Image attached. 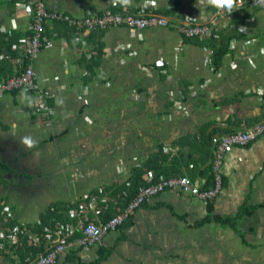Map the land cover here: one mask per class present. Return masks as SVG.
Returning <instances> with one entry per match:
<instances>
[{
    "label": "crops",
    "instance_id": "obj_1",
    "mask_svg": "<svg viewBox=\"0 0 264 264\" xmlns=\"http://www.w3.org/2000/svg\"><path fill=\"white\" fill-rule=\"evenodd\" d=\"M252 1L243 0L227 18L199 0H132L130 6L45 0L49 9L76 18L149 4L174 26L188 20L213 30L196 41L173 27L83 34L65 24L46 27L47 42L33 64L50 97L48 118L36 112L33 93L0 98V233H10V221L23 231L20 242L0 248V264H19L15 250L29 234L37 236L28 227L53 205L77 204L70 212L76 222L46 228L45 252L69 226L76 239L82 222L103 223V201L110 202L106 209H121L114 190L129 188L137 172L145 184L152 172L153 182L155 173L158 181L186 175L201 188L211 186L213 138L264 122V6ZM31 23V0H0V73L9 66L0 80L19 72ZM223 40L227 50L216 68L213 56ZM8 42L18 53L6 58ZM91 59L99 61L93 69ZM25 137L31 147L22 143ZM222 169L224 187L213 201L167 190L136 209L102 245L68 249L57 264H264V136L231 148ZM86 196L98 199L96 209ZM246 207L253 209L248 215ZM236 216L238 231L214 220Z\"/></svg>",
    "mask_w": 264,
    "mask_h": 264
},
{
    "label": "built area",
    "instance_id": "obj_2",
    "mask_svg": "<svg viewBox=\"0 0 264 264\" xmlns=\"http://www.w3.org/2000/svg\"><path fill=\"white\" fill-rule=\"evenodd\" d=\"M45 0H31L32 5V23L30 26V36L21 45L24 59L27 65L23 71L15 77L4 79L0 82V98L8 92H30L35 96L36 112L41 113L43 117L48 118L51 108L49 105V94L36 81L34 70V61L37 59L45 42V29L50 23L65 24L69 28L78 32L75 34L90 33L94 30H105L109 27H127L134 30H143L149 28H168L173 27L182 37L186 39H205L212 34V25L209 23L194 24L184 20L172 25L169 19L161 14L150 10V5H142L136 12L119 11L104 13H89L83 18L72 17L66 13L57 10H51L45 4ZM253 5L259 6L252 1ZM79 36V35H78ZM81 43L85 44L84 40ZM163 63L160 62V66ZM264 136V122L257 123L245 131H238L230 134H224L213 138L214 155L211 164L212 183L209 188H201L193 184L188 176L161 178L153 182L152 172L146 177V184L140 186L135 196L116 216L101 224L90 223L81 226V236L76 239H70L75 231L73 226H69L68 233L55 247H51L46 253L39 254L28 264H57L61 255L68 249L83 247L90 249L102 244L103 238L110 231L128 221L139 207L148 204L159 194L167 190H179L181 193L189 194L196 199L209 203L223 190L224 176L223 164L226 153L233 147H244L251 142ZM100 193L101 190H100ZM90 201L89 208L96 209L98 199L96 197L86 196ZM105 202V201H103ZM71 212V211H70ZM80 212V211H79ZM78 212V213H79ZM18 233H23L18 227L10 230L8 235L0 233V248L5 243H18ZM29 244L37 240L35 234H29Z\"/></svg>",
    "mask_w": 264,
    "mask_h": 264
},
{
    "label": "trees",
    "instance_id": "obj_3",
    "mask_svg": "<svg viewBox=\"0 0 264 264\" xmlns=\"http://www.w3.org/2000/svg\"><path fill=\"white\" fill-rule=\"evenodd\" d=\"M120 10H121L120 8H117L116 10H114V12H119ZM71 30L74 32V34L78 33L76 31H74V29H71ZM97 30L100 31L99 29H97ZM97 30H94L93 32H95ZM93 32H90V33H93ZM212 37L211 38L214 39V35ZM190 40L198 41L199 39L198 40L197 39H190ZM5 43L6 42L2 43V45H5ZM6 45H7V49H8V52H9V55L7 54V56H5L6 58L11 57L12 55H14V53L16 54V52L18 53V49L17 48L13 49V47L10 46L9 42ZM226 46H227L226 41L223 40V44H222V47H221L223 49L220 50V52L217 51L215 57L213 56V65L216 68L219 67V65L221 63V59L224 56V54L226 53V50H227ZM95 48H96V50H98V54L101 56L102 55L103 46H100V47L98 46V47H95ZM213 48H214V44H213ZM11 50L13 51L12 53H11ZM99 57H97V58H99ZM85 58L86 57H85V54H84L83 57H82V60H85ZM5 61L8 63L7 59H5ZM98 64H99V61H94L93 59H91V60H89L88 68L93 69V67H97ZM26 65H27V61L24 59L23 63L21 64V68H19V72L16 75L11 76V77H15L18 74H20L23 71V68ZM8 67H6V66L3 67V70L0 73V77L4 74L3 73L4 70H9ZM4 68H6V69H4ZM6 78L9 79L10 77H6ZM1 81L2 80H0V82ZM31 92L32 91H30L29 93H31ZM141 175H142V172L135 173L134 180L130 183L131 186L129 188H124L123 187L121 189L117 188L116 190H114V193L119 194V198H118L117 202L119 204H121V206H122L121 210L135 196L138 188L145 184V183H142ZM158 178H159V175L155 173L154 181H158ZM120 197H123V199L120 198ZM109 204H110V202L108 200H106L105 202L102 203V206H101L102 209L106 210V215H105V218H104V220H105L104 222H106L109 219L113 218L119 212V211H113L111 209H106L105 206H109ZM77 207H78L77 204L76 205H68V206L61 205V204L60 205L59 204L53 205V206H51L48 209L47 213L41 218V220L34 227H30L29 226L28 228L31 229L33 232H35L37 234L38 239H37V242L35 241V242H32L31 244H29L28 237L23 239L24 240V242L22 244L23 246L22 247L18 246V248L15 250V252L17 254V257L20 259L19 264H28L36 256H38L39 254L45 252V245L47 244V239H48V236H46V228H49L52 231H55V230L57 231L59 226L64 228L66 225H68L70 223H73V222H76L75 221V217L76 216L75 215H73V216L70 215V211H72L74 208H77ZM2 208H3V204L0 206V218L1 219H2V216H4V211L1 210ZM252 210H253L252 208L246 207V208H244L242 213H245V214L248 215V214H250L252 212ZM59 214H65V216L62 217ZM237 217L238 216H236L234 218L214 217V220H216L217 222H219L223 226H231V227H233L234 229L237 230ZM89 223H97V222L96 221H92V220H86L85 221V224H89ZM16 225L17 224H15L12 221L9 222V226H11L13 229L15 228L14 226H16ZM26 231H27V229H26ZM22 235H23V233H18L17 234L19 242H20V236H22ZM78 236H79V234L76 233V236H73V237H78ZM72 239H74V238H72ZM0 251H1V249H0ZM102 258L103 257H101L100 259H102ZM98 262H99V260H96V261H94L91 264H97ZM79 264H83V263L80 262Z\"/></svg>",
    "mask_w": 264,
    "mask_h": 264
},
{
    "label": "clouds",
    "instance_id": "obj_4",
    "mask_svg": "<svg viewBox=\"0 0 264 264\" xmlns=\"http://www.w3.org/2000/svg\"><path fill=\"white\" fill-rule=\"evenodd\" d=\"M114 3L122 6H130L132 0H114ZM255 3L264 6V0H255ZM199 4L214 8L217 13H226L228 18L234 11L239 10L243 6V0H199ZM22 143L31 147L33 141L31 138L25 137Z\"/></svg>",
    "mask_w": 264,
    "mask_h": 264
},
{
    "label": "bare ground",
    "instance_id": "obj_5",
    "mask_svg": "<svg viewBox=\"0 0 264 264\" xmlns=\"http://www.w3.org/2000/svg\"><path fill=\"white\" fill-rule=\"evenodd\" d=\"M79 217H80V215H79ZM89 224H90V223H89ZM94 224H96V223H94ZM82 225H83V226H86V225H88V224H85V222H82L81 226H82ZM121 226H122V225H121ZM121 226H118L116 229L120 228ZM80 230H81V229H80ZM106 235H107V234H106ZM106 235H105V236H106ZM105 236H104V237H105ZM64 238H65V237L61 238V239L59 240V242H60L61 240H63ZM59 242H58V243H59ZM58 243H57V244H58ZM102 243H103V241H102ZM57 244H56V245H57ZM56 245H54L53 247H55ZM101 245H102V244H101ZM48 250H49V249H47V251H48ZM45 253H46V252H45ZM61 256H62V255H61Z\"/></svg>",
    "mask_w": 264,
    "mask_h": 264
}]
</instances>
